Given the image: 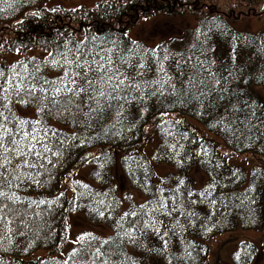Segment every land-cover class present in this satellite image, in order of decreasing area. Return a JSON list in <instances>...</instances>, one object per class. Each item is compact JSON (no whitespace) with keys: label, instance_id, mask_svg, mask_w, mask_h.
I'll use <instances>...</instances> for the list:
<instances>
[{"label":"trees","instance_id":"trees-1","mask_svg":"<svg viewBox=\"0 0 264 264\" xmlns=\"http://www.w3.org/2000/svg\"><path fill=\"white\" fill-rule=\"evenodd\" d=\"M49 1L0 0V37L12 34L1 37L11 52L44 53L0 63V70L11 75L13 66L19 72L23 65V74L54 81L63 70L51 61L81 48L111 55L132 87L103 113L85 107L84 94L71 114L40 113L35 100L10 105L15 117L43 120L64 143L53 144L59 155L49 153L51 163L45 159L43 168L32 170L39 172L35 179L13 189L21 200L0 225V264H210L209 240L236 230L259 231L264 166L247 173L218 151L215 140L233 154L264 157V28L239 29L231 14L219 11L222 5L258 17L264 15V0H100L88 9L53 11L46 9ZM187 14L194 26L154 46L129 35L157 15ZM186 120L215 140L199 136ZM151 124L157 145L147 155L141 145ZM116 160L140 199L125 209L109 185ZM93 164L87 181L76 179L70 192L64 190L72 171ZM156 167L169 168L168 177L159 178ZM71 209L107 234L85 231L80 237L86 238L79 237L64 258L59 253ZM256 252L255 244L242 241L232 264H253Z\"/></svg>","mask_w":264,"mask_h":264},{"label":"snow or ice","instance_id":"snow-or-ice-1","mask_svg":"<svg viewBox=\"0 0 264 264\" xmlns=\"http://www.w3.org/2000/svg\"><path fill=\"white\" fill-rule=\"evenodd\" d=\"M58 55L62 60H53L51 63L61 67L63 75L54 81L40 80L31 72L23 74L26 71L23 65L19 72L13 66L11 75L0 70V225L5 224L10 214L18 211L12 205L20 201L21 197L13 189L29 177L35 179L39 172L32 170L43 168L42 161L48 159L49 153L59 155V151L53 152L54 143L57 148L64 143L60 134L49 129L43 120L31 121L15 117L10 105L16 101L26 104L35 100L40 104V113L45 110L52 113L55 109L61 114H71L70 109L79 107L77 99L84 94L86 99L81 103L90 111L103 113L106 108L113 106L114 101L126 98L125 87H132L130 84L125 85L128 77L119 71L107 53L100 55L77 48ZM138 67L143 68L144 64ZM158 71L163 72L162 65ZM135 87L139 88V85ZM48 162L51 163L50 159ZM85 238L80 237L81 240ZM95 255H101L99 248Z\"/></svg>","mask_w":264,"mask_h":264},{"label":"rangeland","instance_id":"rangeland-1","mask_svg":"<svg viewBox=\"0 0 264 264\" xmlns=\"http://www.w3.org/2000/svg\"><path fill=\"white\" fill-rule=\"evenodd\" d=\"M100 0H50L46 5V9L49 11H53L56 9L55 7L62 8L65 10H76L79 8H92L96 5V3ZM194 0H191L193 3ZM201 3H210L209 1L202 0ZM209 9V8H208ZM206 9V10H208ZM205 10V11H206ZM245 10V9H244ZM224 15L229 16L231 14L232 18L235 20L233 24L235 27L239 29H247L250 31H259L264 28V15H260L258 17L251 16H243L240 15V10L229 11L227 7L220 6L219 9ZM246 11V10H245ZM24 20H18L16 23H22ZM195 25V19L191 15L189 16H162L157 15L154 18H150L146 21L139 22L137 26L132 28L129 31V35L133 39L141 40L149 45H156L162 39H167L171 36L178 35L182 32V30L189 28ZM9 38L12 37L10 35H4ZM1 35V37H4ZM0 37V63L11 64L14 61H17L24 55H39L42 56L44 53L39 49L29 48L26 53L22 52H11L9 45L7 46V42L3 41ZM23 115H33L31 111H23L20 112ZM167 118H177L176 114H168ZM182 120L181 118H179ZM195 130L198 132V135L201 137H205L208 139L215 140V137L207 133L201 126L186 120ZM145 132L147 138L141 145L142 150L147 155H151L157 145L156 138L153 136V126L152 124L145 128ZM217 143L218 151L227 157L230 160V163L233 165L243 167L247 173L250 172L252 168L255 167H263L264 166V157L254 156L250 154H233L228 149H226L218 140H215ZM95 168V164L89 165L87 167H82L78 170L72 171L67 179L65 180L63 187L64 190L70 192V188L72 183L76 179H82L87 181L89 178V174L92 169ZM170 169L167 167H156V174L159 178L168 177ZM195 179L201 183L203 181L202 174L198 171L195 173ZM110 186L117 192V195L120 197L122 202V209L129 207L133 202H139L140 199L137 197V193L133 191L121 172L120 166L116 160L115 164L112 165L110 170ZM93 231L102 235H106V229L102 227H94L86 223L85 217L82 211H75L74 209L69 210L68 217L66 220L65 226V239L63 244H61L60 248V256L67 257L68 252L72 249L73 245L79 239L80 235L85 231ZM242 241H247L252 244H255L257 247V252L254 257L253 264H264V225L259 230H236L231 233H225L221 235H217L211 240L208 241V259L210 264H232V259L234 252L237 250L239 244ZM41 252H39L40 254Z\"/></svg>","mask_w":264,"mask_h":264}]
</instances>
